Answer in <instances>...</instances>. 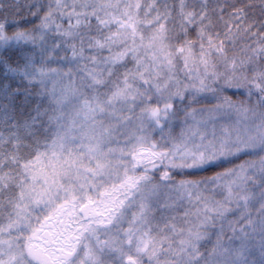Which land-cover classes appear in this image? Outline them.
I'll return each mask as SVG.
<instances>
[{
  "label": "snow or ice",
  "instance_id": "6c2138e0",
  "mask_svg": "<svg viewBox=\"0 0 264 264\" xmlns=\"http://www.w3.org/2000/svg\"><path fill=\"white\" fill-rule=\"evenodd\" d=\"M0 264H264V0H0Z\"/></svg>",
  "mask_w": 264,
  "mask_h": 264
}]
</instances>
